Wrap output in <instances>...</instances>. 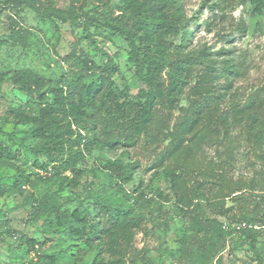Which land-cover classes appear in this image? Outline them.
Wrapping results in <instances>:
<instances>
[{"label":"trees","instance_id":"obj_1","mask_svg":"<svg viewBox=\"0 0 264 264\" xmlns=\"http://www.w3.org/2000/svg\"><path fill=\"white\" fill-rule=\"evenodd\" d=\"M242 1L252 16L264 18V0ZM7 5L17 10L26 6L41 17L56 15L62 21L66 14L94 46L98 41L90 27L98 13H105L103 25L127 43V59L140 86L135 97L127 87L118 88L112 74L120 67L111 55L98 65L79 54L80 73L57 83L29 68L0 73V84L9 79L29 96L23 107L10 108L15 127L27 126L24 135L0 127V198L24 196L32 218L45 215L47 232L95 250L91 264H153L146 254L129 256L141 226L139 209L147 201L170 204V217L182 220L185 232L178 250H190L191 264H210L216 243L207 242V236L217 224L228 234V223L245 222L237 231L255 249L257 232L264 231V77L244 94L235 86L244 72L242 62L219 59L207 49H187L190 17L183 0H99L93 14L77 13L74 7L65 13L44 7L40 0H8ZM11 31L12 38L24 44L20 29ZM179 35L182 40L175 43ZM88 73L98 77L86 83ZM139 146L154 156L152 167L168 182L171 198L159 189L146 198L141 180L131 192L124 188L140 167L139 160H130V150ZM21 150L34 156L33 166L40 172L20 166ZM114 153L118 155L111 157ZM105 155L109 158L104 161ZM42 157L45 162L40 164ZM244 160L249 172L237 168ZM86 172L104 183L87 192L90 209H70L66 206L72 199L63 192L79 187ZM38 184L47 185L43 193L24 194L25 185ZM202 231L203 249L196 244L188 250ZM20 243L36 244L26 236ZM68 253L65 249L62 258L75 264ZM57 262L54 252L31 264Z\"/></svg>","mask_w":264,"mask_h":264},{"label":"rangeland","instance_id":"obj_2","mask_svg":"<svg viewBox=\"0 0 264 264\" xmlns=\"http://www.w3.org/2000/svg\"><path fill=\"white\" fill-rule=\"evenodd\" d=\"M8 0H0V73H13L14 70L29 68L37 74L52 79L55 83L63 78H71L82 70L79 54L92 59L96 64H102L111 55L120 67L119 73L112 74L119 89L128 88L130 97H135L140 83L134 74V68L128 62L127 43L119 36L111 35L103 25L102 16L98 13L90 27V32L98 41L94 46L83 34V28L65 14L62 21L56 15L41 17L32 9L24 6L17 10L7 5ZM44 7L48 5L66 13L70 8L75 11H88L93 14L94 5L99 0H40ZM113 2V1H112ZM184 8L190 20L188 22L189 36L187 49L202 48L216 53L219 59L234 57L242 62L243 75L235 82L240 92H248L259 86L264 77V18L252 16L247 3L240 0H183ZM216 3V6H214ZM72 6V7H71ZM83 21V17L80 18ZM20 29L21 40L17 43L11 36L12 28ZM108 37H112L111 42ZM182 36L173 38L179 43ZM222 49L227 53H222ZM74 51L77 54L73 56ZM98 74L88 73L83 81L89 83ZM29 96L13 86L9 79L0 84V127L7 131H14L15 136H23L27 126L15 127L10 113L11 107H23ZM181 104H186L183 99ZM29 144L36 141L28 139ZM19 151V150H18ZM19 161L20 166L29 172H40L33 166L34 156L30 152L24 154ZM212 149L209 150L211 154ZM114 153L111 157H116ZM108 156L102 157L105 161ZM130 160H139L133 180L125 183L124 188L133 191L141 189L146 198H150L159 189L171 198L168 182L161 174H156L152 163L154 156L146 152L143 147L130 150ZM45 158L40 159V164ZM259 168V164H256ZM240 171L249 172L246 161L237 167ZM247 168V169H246ZM104 179L96 177L92 172H86L80 178V185L73 191H64L72 200L66 206L70 209H90L91 200L86 198L89 189L99 190ZM92 183V185L90 184ZM46 184H38L35 188L25 185L24 194L31 191L43 193ZM24 196H6L0 198V264H31L43 254L56 253L57 264H68L62 258V252L68 249L75 264H91L95 250L78 240H72L57 232L45 230V215L32 218L31 204L23 202ZM167 210V211H166ZM89 211V210H88ZM166 211L167 214L164 213ZM171 205L163 201L144 202L139 209L142 215L141 226L134 233L131 247V258L146 254L153 264H191L189 249L198 245L204 247V231L195 234L187 254L179 251L180 238L184 231V223L178 218H171ZM212 217V215H209ZM217 220L223 225L228 223L222 217ZM237 222L228 223L230 232L224 233L221 224L211 227L208 231L207 242L216 243L215 255L209 260L210 264H264V231L258 230L255 249H251L241 237ZM225 224V225H226ZM239 225V224H238ZM257 227V226H256ZM224 228V227H223ZM189 233V232H188ZM220 233L225 236L219 239ZM26 236L35 241V245L25 243L21 246V239Z\"/></svg>","mask_w":264,"mask_h":264},{"label":"built area","instance_id":"obj_3","mask_svg":"<svg viewBox=\"0 0 264 264\" xmlns=\"http://www.w3.org/2000/svg\"><path fill=\"white\" fill-rule=\"evenodd\" d=\"M226 224V223H225ZM224 224V227H226L227 226V224L225 225ZM239 224V225H238ZM246 225V223L245 222H239V223H237V228L238 229H240V228H242V227H244Z\"/></svg>","mask_w":264,"mask_h":264}]
</instances>
